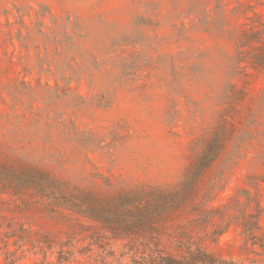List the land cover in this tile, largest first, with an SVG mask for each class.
<instances>
[{
	"label": "rangeland",
	"instance_id": "rangeland-1",
	"mask_svg": "<svg viewBox=\"0 0 264 264\" xmlns=\"http://www.w3.org/2000/svg\"><path fill=\"white\" fill-rule=\"evenodd\" d=\"M187 2L0 0L1 23L6 20L5 10L15 14V8H38V4L46 5L55 15L76 14L91 33L85 45L99 50L100 59L109 64L130 63L126 76L99 77L91 82V88L84 80L77 85L72 82L76 92L86 98L79 104L54 96L48 99L51 91L47 89L39 97L24 95L12 101L4 92H12L16 86L23 92L26 87L22 82L34 85L37 75L27 71L33 59L18 61V56H13L18 43L11 46L0 34V168L30 165L81 186L98 174L111 180L117 190L177 185L216 122L228 57L234 54L233 43L219 37L216 20H211V32L194 26L196 21L186 14ZM225 2L230 29H248L255 16L264 20V0ZM136 18L157 27L136 26ZM9 20L15 21L11 15ZM181 22L187 29L184 33L178 31ZM119 34L134 41L144 36L147 43L111 47L112 38ZM95 35L101 39L95 41ZM234 83L246 92L235 119L237 132L240 134L239 126L244 128L248 122L256 128L243 147L232 140L204 174L195 201L158 226L150 247L156 244L165 255L181 257L184 253L177 248L184 247L200 249L217 260L264 264V246L259 245L260 241L264 244V101L258 100L264 95V70L245 68ZM42 97L49 103L48 109ZM66 109L71 117L64 127L45 121L48 113L67 119L63 116ZM192 142L196 146L193 153ZM243 190L261 206L255 233L260 241L256 244L246 240L239 225L231 223L237 220L228 216L223 221L217 217L208 220L235 196L244 201ZM253 204L247 213L253 212ZM76 219L51 211L32 194L13 197L0 187V264H6L7 251L16 260L13 264H134L121 242L110 240L101 228L82 229ZM222 228L227 231L215 237ZM22 229L26 235L19 232ZM44 242L55 247L41 248ZM61 243L68 245L63 255L66 261L58 262ZM137 261H141L139 253L135 264Z\"/></svg>",
	"mask_w": 264,
	"mask_h": 264
},
{
	"label": "trees",
	"instance_id": "trees-1",
	"mask_svg": "<svg viewBox=\"0 0 264 264\" xmlns=\"http://www.w3.org/2000/svg\"><path fill=\"white\" fill-rule=\"evenodd\" d=\"M10 11L2 12L6 20L5 23L0 22V34L13 47L14 41L18 43V52L13 54L18 56V61L25 57L33 59L30 70L27 71H35L37 75L34 85L30 82H22V86L26 87L23 92L18 86L14 87L12 92L9 90L4 92L12 101L24 95L39 97L42 91L47 89L51 92L55 91V93L47 92L50 94L48 99L54 96L68 104H79L86 98L76 92L71 86L72 82L77 85L84 80L88 88H91V82H95L99 77L126 76L129 62L122 60L112 61L109 64L107 59H100L99 50L85 45L87 40L91 39V33L80 16L72 13L55 15L43 4H38V8L31 6L15 8V14ZM226 12L225 0H188L186 3L187 17L193 22L196 21L194 26H200L203 31L211 32V20H216L218 28L215 29L219 31V37L227 38L233 43L234 54L228 57L226 84L219 96V104L222 108L218 111L216 122L201 151L184 170L177 185L172 188L149 185L117 190L111 180L96 174L97 177H91L92 180L87 186H81L49 174L38 167L21 165L18 169L8 166L0 168V187L3 188L4 193L13 197L32 194L51 211L65 212L77 217L76 220L83 224L80 225L82 229L101 228L110 240L123 244L126 250L124 253L131 256L134 264L137 253L140 254L141 259L137 264H242L217 260L200 249L179 247L177 251H183L184 255L177 257L165 255L156 244L150 247V244L155 243L156 231L162 221L195 201L204 174L226 152L231 141L235 140L238 142L236 146L243 147V143L248 138L251 139L252 130L256 128L255 125L251 128L248 122V126L245 125L244 128L243 125L239 126L240 134L237 132L235 119L239 117V107L245 101L246 92L234 81L245 68L264 70V20L255 16L248 29H230ZM9 15L14 17V22L9 20ZM27 19L29 22L26 21ZM4 25L7 30H3ZM135 25L157 27L156 24H151L143 18H136ZM186 30L184 23L181 22L178 31L184 33ZM118 37L112 38L111 47L143 46L147 43V40H143L144 36L137 41L122 38L127 37L122 34ZM99 39L101 38L97 35L94 36L95 41ZM30 51H33L34 55L31 56ZM43 75L45 81L41 82ZM50 80H53V84ZM59 89L63 92L58 93ZM42 100L44 108L48 109L49 103L45 101V97H42ZM258 100L264 101V95ZM63 116H67V119L53 118L48 113L45 121L56 124L57 127H64L71 117L67 109L63 112ZM190 146V152L193 153L196 146L193 142ZM243 191L244 201L235 196L229 204L222 207L221 212L215 210L216 214L208 220L217 217L223 221L225 216L235 219L237 222L231 223L239 225L246 240L256 244L260 241L255 233L259 230L261 206L255 198H251L249 191ZM252 202L253 212L247 213L246 209L251 207ZM23 231L25 230L19 232L26 235ZM226 231L227 228H222L215 233V237ZM259 245L264 246L261 241ZM67 246L62 243L59 245L58 262L66 261L63 255L67 253L65 250ZM54 247L49 242L41 245V248L47 250H53ZM5 253L8 255L6 264L16 262L11 258L9 251Z\"/></svg>",
	"mask_w": 264,
	"mask_h": 264
}]
</instances>
